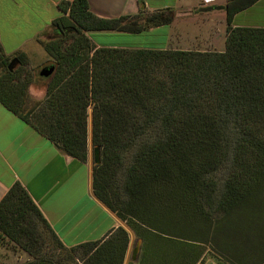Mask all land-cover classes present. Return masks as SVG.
Returning <instances> with one entry per match:
<instances>
[{"label": "trees", "instance_id": "16d2710c", "mask_svg": "<svg viewBox=\"0 0 264 264\" xmlns=\"http://www.w3.org/2000/svg\"><path fill=\"white\" fill-rule=\"evenodd\" d=\"M259 1L227 0L223 53L98 48L87 34L140 35L171 25L175 12L149 13L138 0L137 15L105 20L87 0L62 3L47 36L74 42L46 45L54 73L39 75L51 79L45 98L27 104L31 82L14 69L25 55L7 56L0 45V104L83 164L91 109V142L101 152L93 196L144 244L175 240L170 263L212 240L217 264H264V29L232 27ZM119 176L123 198L113 186ZM111 233L67 247L19 183L0 202V243L29 257L17 264H123L129 236L121 227Z\"/></svg>", "mask_w": 264, "mask_h": 264}, {"label": "crops", "instance_id": "0c3cea01", "mask_svg": "<svg viewBox=\"0 0 264 264\" xmlns=\"http://www.w3.org/2000/svg\"><path fill=\"white\" fill-rule=\"evenodd\" d=\"M73 1L0 0V45L4 53L11 56L19 52H36L40 47L38 42L50 31L53 22L62 16L60 5ZM142 1L149 13L172 9L175 12L173 23L140 35L95 33L98 35L94 40V33H89L87 35H90L91 41L98 48L169 50L175 47V42L178 43L174 41L178 40L174 38L177 29L179 37L183 38L190 33L187 29L189 24H202L208 28L213 22L211 13L221 12L225 15L222 9L225 4L214 10L213 6L208 5L211 2H207L205 7L198 9L203 0ZM87 2L90 12L100 19L112 20L139 13L138 0ZM258 9L264 14V0L237 14L232 27L264 29V21L258 23L253 20ZM147 37L153 38L152 45L127 43L136 38ZM88 160L83 164L66 157L0 104V202L19 183L67 247L107 240L112 235L111 232L123 226L116 215L93 196L92 166L90 159ZM135 241L133 238L129 240L127 259ZM135 250L138 254L139 243L135 245ZM127 259L125 264H128Z\"/></svg>", "mask_w": 264, "mask_h": 264}, {"label": "rangeland", "instance_id": "374dc122", "mask_svg": "<svg viewBox=\"0 0 264 264\" xmlns=\"http://www.w3.org/2000/svg\"><path fill=\"white\" fill-rule=\"evenodd\" d=\"M207 2H211L208 5L213 6L214 10L218 9L220 6L224 5L227 0H203L201 5H199L197 8L200 9L202 7H205ZM197 9V10H198ZM213 9H210L211 11ZM208 10V9H207ZM259 10V9H258ZM260 11V12H259ZM256 11V13L253 15V20L256 22H262L264 21V14H262L261 10ZM208 15V14H207ZM206 15V16H207ZM213 18V22H211V26L208 28H205L202 24H197L194 26H191L189 24L188 30H190L189 34H185L182 38L179 37V29L176 30V33L174 35V38H178V41L175 42V47H171L169 50L173 51H192V52H200V53H209V52H218L223 53L226 49V39H227V26H226V18L225 15H223L221 12H215L210 14ZM203 17L202 15H200ZM208 18V17H207ZM205 20V19H204ZM48 34V33H47ZM47 34L44 36L43 39H41L38 44L40 47L36 50V52H31L29 54H25L24 58V66H21L18 68L17 65L14 66V69L21 73V81L27 78L26 80H30L31 85L29 84V87L27 89L28 93V105L31 106L34 103H37L39 101H42L47 92V86L50 84L51 79L45 80L39 78V73L47 66L50 65L51 59L48 56L46 52V45L55 42L56 44H59L61 42L62 47L66 48L69 45H71L74 42V39L69 37L65 38L63 40L53 41L51 36H47ZM98 34H92V37L94 40L97 39ZM90 35H87L88 38ZM91 40V39H90ZM128 44H136V45H152L153 38L147 37L145 39L136 38L133 39L132 42H127ZM3 71L0 68V76L2 75ZM14 84H18L19 81L16 79L13 81ZM89 114V120H88V156H87V162L90 159L91 166H92V175H93V168L96 167L94 162V147L92 146L91 142V109L88 111ZM101 156V152H100ZM128 161V160H127ZM86 162V163H87ZM101 164V163H100ZM99 166V165H98ZM93 178V176H92ZM117 180H114L113 186L115 192L118 194V196L123 198V184L121 176L117 177ZM174 203H172L173 205ZM161 208V207H160ZM165 208H168L165 210ZM171 207L164 206L162 208L164 213V218L173 217L170 218V221L175 222L176 218L174 215L176 211H169ZM111 212V211H110ZM162 212V213H163ZM114 214V213H113ZM115 215V214H114ZM169 221V220H167ZM123 226H120L123 228L128 236L129 240L130 238L135 239V245L139 243L140 250L138 251V254L134 255L133 258V250H135V245L130 250V255L128 259L125 256L124 263L127 262L128 264H217L216 263V257L220 256V249L218 247L216 248V244L214 241L209 240L206 243L203 244H195L192 245V247H186V254L184 251L183 254H177V259H173L170 263L169 259L170 257H173V248L176 246L177 243L174 241H171L173 243H169V246L166 244L165 239L162 240H152L149 241L146 245L138 239V237L134 234V231L131 230V228L127 225L126 222H122ZM166 224V223H165ZM162 232L161 230H159ZM170 232V229H168ZM174 232V230H172ZM163 235H168L169 238H173L175 235L174 233H161ZM255 237V236H254ZM169 241V240H168ZM180 241V240H179ZM177 241V242H179ZM182 241V245H185ZM188 246V245H185ZM178 247V246H177ZM53 248L52 244L48 243V246L46 249L51 250ZM148 251V252H147ZM52 252V251H51ZM54 254V253H53ZM185 254V255H184ZM28 256L23 253L20 250H15L13 246L7 245L6 243H0V264H17L20 262H25L28 260ZM174 258V257H173ZM220 258H223L220 256ZM227 258V257H226ZM225 259V258H224ZM164 260V261H163ZM134 261L135 263H132ZM226 263L228 264H237L236 262L225 259Z\"/></svg>", "mask_w": 264, "mask_h": 264}, {"label": "water", "instance_id": "95a60500", "mask_svg": "<svg viewBox=\"0 0 264 264\" xmlns=\"http://www.w3.org/2000/svg\"><path fill=\"white\" fill-rule=\"evenodd\" d=\"M53 73H54L53 67H46L39 73V75H40V77L47 78L50 75H52ZM94 162H95L96 166L100 165V163H101L100 150L98 148L94 149ZM134 255H136V250H133V258L135 257Z\"/></svg>", "mask_w": 264, "mask_h": 264}]
</instances>
